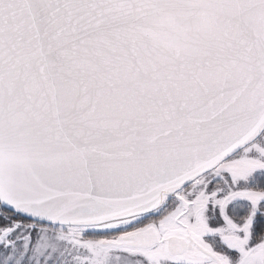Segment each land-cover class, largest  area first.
<instances>
[{"label":"snow or ice","instance_id":"obj_1","mask_svg":"<svg viewBox=\"0 0 264 264\" xmlns=\"http://www.w3.org/2000/svg\"><path fill=\"white\" fill-rule=\"evenodd\" d=\"M0 264H264V0H0Z\"/></svg>","mask_w":264,"mask_h":264}]
</instances>
